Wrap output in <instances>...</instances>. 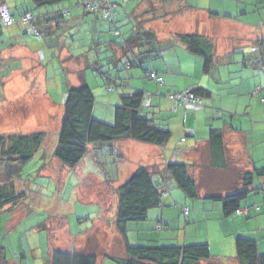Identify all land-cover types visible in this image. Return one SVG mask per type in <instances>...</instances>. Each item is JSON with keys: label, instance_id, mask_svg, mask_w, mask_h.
<instances>
[{"label": "rangeland", "instance_id": "rangeland-1", "mask_svg": "<svg viewBox=\"0 0 264 264\" xmlns=\"http://www.w3.org/2000/svg\"><path fill=\"white\" fill-rule=\"evenodd\" d=\"M176 1L175 6L179 8L180 11L176 15H166L164 20L154 25L158 30V32L155 33L157 40L159 42H168V48L164 51L161 50V55H159L158 58H154V60L151 61L147 60L146 63L144 62L143 67L152 68L155 64L159 66H175L176 62L173 59L174 57L176 60L179 58V62L185 64L186 61L192 64L190 57H193L192 59H197V62H202V57L191 54L185 49L184 45L177 40L176 33L208 34L209 38H213L214 40L217 38L219 42L217 44L221 48H225L229 55L233 56L231 62H228L227 65L219 66L223 75L222 78L225 82H219L218 80L216 88L233 87L228 93L235 94L237 90L235 84L238 87L241 82L242 86L239 88L241 90L240 97L248 103L252 102V104H259V96L255 97L251 95L248 89V83L251 80L254 84L264 83V73H261L259 76L251 72V69L255 68L250 59L252 56L250 46L254 42H257V37H255V35L251 36L250 33L248 35L242 34L239 29H241L243 25L239 23V21L228 20V18L224 17L221 18L222 20H220V18H211L210 21L207 20L206 17L208 13L201 10V7L207 4L205 0H188V5L192 8L185 4V0ZM212 1L215 6L220 7L221 4L215 2L216 0ZM239 1L242 3L248 2L252 6L253 11L257 8L256 11L246 14L247 20L251 22V24L248 25L255 26L260 21L264 22V0ZM254 1L256 2L254 3ZM74 2L75 0H64L61 4L68 7V4L72 5ZM130 2L132 6H134L137 0H131ZM156 2L155 0H150L151 5H155ZM193 2H197V4ZM233 2L237 3L235 0ZM130 7L131 5L127 4L124 9L121 6L117 8L123 13L130 11ZM69 8L72 10L70 6ZM156 9L157 8H155L154 12H151V16L157 11ZM114 20L116 21L114 26L118 27L121 32H125L124 28L126 24L124 21L119 18L115 19V17ZM102 23L103 25L107 24L104 22ZM224 24L234 25L235 28L228 25L227 27ZM211 25L213 28H211ZM206 26L207 28H205ZM145 27L146 29H152L151 27ZM108 37L114 36L112 33H109V36H105V39H108ZM149 53L153 52L149 51L148 55ZM244 60L247 64H243L245 62ZM43 68L38 67L34 81L30 83L24 91L20 90L21 93H17L19 96H23L22 101H26L24 103L27 105L23 106L27 116L24 118L25 120L31 121L32 129L30 130L33 132H43V143L35 154L24 163L6 161L0 164V180H13L16 189L23 190L27 194L24 202L15 209L18 216L22 214L21 218L15 220V226L18 232L17 236H13L15 229H12L14 223L13 219L7 221V228L9 231L12 230V232L11 235H7L5 238L12 240V237H16V240L8 241L7 243L8 247L13 248V251L9 252L14 256L16 255L17 260H22L19 258V252L23 250L21 247H25V245L29 243V245L37 251L42 250L46 252V250H49V254H51L54 249L80 254H95L98 257V264H117L116 261L108 258L125 257L123 241L115 228L114 215L117 206V183L124 180L122 177L125 176V169H123L122 165L125 161L128 162V157H123V159L126 158V160H115V152L113 151L119 152L120 149L125 156L131 155L132 152L129 151L130 149L126 147L123 149L121 145V143L123 144L131 139L124 137L119 140L116 139V142H109L108 145H105V143H102L101 146L94 145L92 148L89 147L90 150L77 161L75 166L70 167L62 164L55 155V149L59 140L57 138L59 137L58 130L60 131L62 128L64 116H61V123L57 121L58 115L63 113L61 100L65 92L66 85L64 81L66 78L63 73H57V70L53 68L50 69V76L48 73L47 75L38 74ZM105 68L103 67L102 69ZM119 68H121V66H119ZM183 69L186 70L182 67V70ZM38 70L40 71L38 72ZM83 70L84 73H87L85 82L92 88L95 95L96 103L94 116L105 122H109L113 115V105L119 100V89L112 88L106 90L101 86L100 79L94 76L91 69L88 68ZM160 70L164 74L166 73L164 69ZM127 71L131 74L132 79H138V83L143 82L150 86L153 85L152 81L144 78L143 75L141 76L142 68H134L133 66V68L118 72V74L122 73L125 78L128 76ZM167 73L170 72L168 71ZM116 74L115 72L114 75ZM175 78L181 83L184 81H191V77L186 75H176ZM214 84L212 80L211 88L215 86ZM221 92L225 94L223 90H221ZM45 97H47L48 101L50 97V99L55 102L54 104H56L53 109V116L50 118L46 116L47 114L45 112L48 110ZM241 112H239L238 115L242 117L247 116ZM227 116H229V113H227ZM190 119L193 120V116L191 115L190 117L189 114L188 120ZM158 120L160 121V119ZM161 123L168 125L167 121H161ZM17 129L19 131V127H17ZM205 131L208 136L209 128L205 127ZM170 132L171 136L169 140L165 145L160 147L133 141L136 145H140L141 149H146L147 146L158 147L159 149L157 151H161L165 154V162H181L184 160L181 155L183 150L193 143L194 137L187 136L185 137L186 142L178 144L177 141L179 138L184 136L181 129L177 128L176 130H171L170 128ZM196 138H199L198 134ZM251 147L252 145L250 143V148ZM154 152L155 151H153V153L149 151L146 152V150L141 151L142 165L150 168H159L158 163L154 161ZM74 156L76 157V155ZM135 156L138 158L136 153ZM75 157L73 159H75ZM118 164H120V170H118ZM154 172L156 173V170ZM155 173H153V175H162L158 172ZM164 183L167 185L169 191V195L167 198H163L164 200L177 197L178 191H180L181 197H185L184 193L171 179ZM227 190L221 192H227ZM186 199L187 206L192 210V204L197 200L188 197ZM257 202L259 208H261L259 212L261 215L259 218L246 214L239 216L236 213L224 218L222 217L220 204H209L206 201L209 211L203 213L201 208L205 201L199 200L195 202L194 206V208H200V213L202 214L199 216L198 220L191 213L188 219L189 222L184 223L185 218L183 215L178 217L177 214L180 228L169 225V227L165 226L162 231L159 232L153 227L157 219L153 217V213L155 214L160 210V208H155L149 211L148 220L145 222H133L134 224L128 227L129 230L127 231V235L132 245H137V243L140 242L144 245L148 243L174 245L184 243V239L186 240L185 244L206 242L210 244L209 248H211V253L213 255H223L225 261L231 260V258H233L232 256L235 255L233 236H252L253 238L259 239L260 246H264V199L262 194L257 195ZM172 207L173 206H170L166 209H171ZM143 223L145 224L143 225ZM35 226L36 228L33 230L30 228ZM190 231H196V234ZM138 234L142 238L140 241L137 239ZM160 235L162 236L160 237ZM146 237L148 240H146Z\"/></svg>", "mask_w": 264, "mask_h": 264}, {"label": "crops", "instance_id": "crops-1", "mask_svg": "<svg viewBox=\"0 0 264 264\" xmlns=\"http://www.w3.org/2000/svg\"><path fill=\"white\" fill-rule=\"evenodd\" d=\"M2 1L8 7L9 11L15 16H18L19 13H22L25 7L29 6L30 4L29 0ZM79 1L81 0H75L72 5L68 4V8L69 6L72 8V10L70 9V15L67 16L65 19H60L59 25L57 24V26H53V21H50L51 24L50 22L48 23L47 19H49V14L51 12L56 11L62 7H42L34 11V13L44 15L43 19H45V21L42 19L41 21L37 22V27H39L41 32L43 31L45 33V27H47L48 25H51L55 29L54 32L46 34V36L43 35V38H38V36H36L30 29V26L24 24H13L3 28V31L0 34V135L17 133L28 134L33 132L30 130L32 129L31 121L25 120L24 118L25 116H27V113L23 106L27 105L24 103L26 101H22L23 96H19V94L17 93H21L20 90L24 91V89L34 81V77H36V70L38 67H44L43 70L38 73L42 75H47L48 73V75L50 76L51 68L57 70V73H63L66 78L64 81V84L66 85L64 91L67 92V89L69 87L79 85V74L84 72L83 69L90 68L89 65H93V63L97 62V60L101 56L114 54L115 57L119 59L117 60V67L119 68V66H121L122 60L120 59V56L122 52L113 43H106V45L104 46L97 45L96 49H93V44L96 45L106 40L105 36L107 35L103 34V31H106L108 29V26L103 25L101 20H99L100 18L97 16L98 13L83 12V10L78 4ZM155 1H157L156 4L151 5L150 0H137V3H134V6H132V3L130 2V11L123 13L119 11L117 14H115L114 17L115 19H122L123 15V17L129 16L128 18L130 19L134 18L135 20H144V25L147 27H151L156 33L158 32V30L155 28L154 25L157 24L159 21L164 20L166 18V15H176L180 11V9L175 6L177 2L176 0ZM205 2L207 4L201 7V10H204L206 11V13H208L206 19L209 21L211 20V18H220V20H222L221 18L231 16L232 14L238 12V10L240 9L252 10V6L248 2L231 3L232 1L230 0H216L215 2L221 4L220 7L215 6L212 3V0H205ZM255 2L256 1H254V3ZM193 3L197 4V2ZM185 4L188 7L192 8L188 5V0H185ZM155 8H157V11L153 13V16H151V12H154ZM124 23L126 24L124 28L125 32H121L120 29H118V31L120 33H123V35L127 37V32L130 26L127 22L124 21ZM239 23L243 25L241 29L238 28L242 34L244 33V35H248L250 33L251 36L255 35L257 39L264 37V27H260V25L258 24H256L255 26L248 25L251 24V22L250 20H247V17H243V21L240 20ZM224 25H228L230 27L235 28L234 25ZM205 28H207V26ZM211 28H213L212 25ZM114 34L115 33L112 32V35ZM203 35L209 36L208 34ZM209 39L214 44L216 54L215 65L209 73H204L203 61L197 62V59H192L193 57H190L192 64L188 63L187 61L186 64L179 62V58L178 60H176L175 57L173 58L176 62L175 66H159L155 64L152 69H154L156 72H159L163 79V85L159 87H154V85L150 86L147 83L143 82L138 83V79H132V76L129 71H127L128 79L126 78V81H124L125 78L122 73H117V75L123 77L124 81V85L119 88V91L121 89L127 90L130 87L141 88L144 89L146 92L158 91L159 95L154 96L151 99V103L153 102V106L157 105V107H154V109L156 110V112L158 110L157 113L160 117L159 119H162L163 121L165 119V121L168 122L167 126L169 127V129L171 128V130H176L177 128H180L184 136L186 135V131L191 132L187 136L194 137L193 143L187 148H185L181 155L182 159L185 160L182 161L186 162L189 166H191V172L195 177L197 188L201 196L218 193L225 194L228 191V193L233 192L241 184V171L252 170L253 166L264 164V105L262 106L260 100L259 104H252V102L248 103L246 102V100H243L240 97L241 90L239 89L242 86L241 82L239 83L238 87L235 84V88L237 89L235 91V94L228 93L233 87L216 88L218 80L219 82H225L222 78L223 75L220 71L219 66L227 65L228 62H231L233 56L229 55L225 48H221L217 44L219 43L217 38L215 40L213 38ZM160 43H162V41H160ZM88 44L89 47L91 46V49L87 48V52L84 54L82 51H84V47H86ZM163 44L164 45H162V49L160 48V51H164L168 48V42H163ZM155 49L157 48L153 45L150 48L146 46H144L143 48L139 47V51H154ZM136 52H138L137 49L132 53ZM146 52L147 51L143 53L146 54ZM128 53L130 54V52ZM123 57L124 55L122 54L121 58L123 59ZM135 63L136 61L133 60L134 68L139 67L137 63ZM133 66L129 65L127 66V69H131L133 68ZM182 67L186 70H182ZM160 69H164L166 73L164 74L163 72H161ZM39 71L40 70H38V72ZM168 71L170 73H167ZM251 72L260 76V74L253 69H251ZM263 73L264 72H262V74ZM84 75L87 79L86 72L84 73ZM142 75L143 71L141 72V76ZM176 75H186L188 77H191V81H184L183 83H181L178 81V79L175 78ZM212 80L213 83H215V86L213 88H211ZM255 84L252 82V80L248 83V89L250 90V92ZM198 87H204L210 90L212 92V95L211 97L204 99L201 102L203 103L204 108L199 109L200 111L198 110L196 114L185 111L181 105H177L175 102L169 101L166 97L167 93H173L183 89L193 90ZM221 90H223L225 94L222 93ZM216 91H218L219 93ZM65 92L61 100L63 113H60L57 118V121H59L60 123L62 120L61 116H63L64 114L63 104L66 96ZM45 98L47 100V97ZM54 103L55 102H53L52 99H50L49 97V101L47 100L48 110L45 111L47 114L46 116L48 118L53 116V109L54 106H56V104ZM171 108H173V111L171 110ZM215 109L222 110V114H220L221 118H216ZM239 112L244 113V115L247 116H237L236 114ZM227 113H229V116H227ZM189 114L190 117L191 115L193 116V120H188ZM213 123L217 124V126L221 127L223 130L222 142L220 145L217 143H211L208 136L206 135L205 127L209 128V126ZM17 127H19V131ZM59 132L60 131L58 130V135ZM197 134L199 135V138H196ZM57 138L59 139V137ZM117 140L112 142H116ZM250 143L252 145L251 148ZM108 144L109 143L105 145ZM121 145L123 149H125L126 147L127 149H130V152H132L131 155L125 156L123 151L120 149L119 152L113 151L115 152V160H126V158L123 159V157H128V162L132 165L131 166L127 161L123 163L122 167L123 169H125V176L122 178L124 180L138 165H142L141 151L146 150V152L149 151L152 153L153 151H155L154 161L155 163H158L159 168H152L162 170V168L165 167L168 162H170H165V154L161 151H157L159 149L158 147L147 146L146 149H141V146L136 145L133 140H129L127 142H124L123 144L121 143ZM135 153L138 155V158L135 156ZM118 170H120V164H118ZM5 181L8 180H0V183ZM121 182L117 184L119 185ZM226 190L227 192H221ZM167 196H165L164 198H167ZM186 198V195L185 197H181L180 191H178L177 197H173L172 199L170 198L168 200L163 199L164 206L160 207V210L157 211V213H153V217H156V220L167 219L169 225H172V227L175 226V228H180V225H178V217L182 216L183 208L187 206ZM195 200L197 201H194V203L192 204V210L189 207V215L192 213L198 220L199 216H201L202 214L200 213V208H194V206L195 202H198L202 199L199 197ZM246 201L247 203H257V195H249ZM206 204L208 203L205 202L202 205L201 209L203 213L209 211V209L207 208L208 205ZM170 206L173 207L171 209H166ZM260 211L261 208H259L256 213H253L255 214V218H259V216L261 215L259 213ZM21 216H18L15 210L6 212L3 211V209H0V248H3L5 252L7 264H50L49 250H46V252L42 250L37 251L35 250V248H32L29 243H27L25 247H21V249H24L19 252V258L22 260H17L16 255L14 256L10 254L9 251H13V248L8 247L7 243L8 241L16 240V237H12V240H8L5 238V236L11 235L12 232V230L9 231L7 228V221L13 219L14 223L12 225V229L15 228L13 236H17L18 232L17 227L15 226V220L21 218ZM241 216H243V214ZM144 224L145 223H143V225ZM30 228L33 230L36 228V226ZM190 232L195 233L196 231ZM138 236L140 237L139 234ZM161 236L162 235H160V237ZM185 241L186 240L184 239V243ZM260 249L261 251H264V246H260ZM232 257L233 258H231V260L226 259L227 261H225L223 255L215 256L212 254V258L205 261H200L197 264H237L235 255Z\"/></svg>", "mask_w": 264, "mask_h": 264}, {"label": "trees", "instance_id": "trees-1", "mask_svg": "<svg viewBox=\"0 0 264 264\" xmlns=\"http://www.w3.org/2000/svg\"><path fill=\"white\" fill-rule=\"evenodd\" d=\"M64 0H29V6L25 7L22 13L18 16L13 15L8 7L0 0V7H6L11 16V23L8 25L0 24V34L3 28L13 24H24L32 26L30 29L38 38H43V35L54 32V28L48 25L46 32L37 27L38 21L44 18V15L34 13L38 8L58 6L62 7L49 14L48 23L53 21V26L59 25L60 19H65L70 15V8L64 7L61 3ZM90 0L79 1V6L85 13H98L101 22L107 23L108 29L103 31V34L108 35L114 32V37H108L105 41L92 45L93 49L98 46H104L106 43L114 44L119 48L124 55L120 56L121 68L119 69L118 61L114 54L101 56L93 65H89V69L94 72V76L100 79L101 86L106 90L115 88L119 89L123 86V82L128 79L119 75H114L113 71L118 73L127 69V66H133V60L137 65L142 68L143 77L152 81L155 87L163 85V79L159 72L149 67H143V63L147 60L151 61L158 58L160 55V47L162 43L157 38L155 31L146 29L144 20L130 19L129 16L123 17V21L127 22L129 27L127 37L118 31L115 27L114 16L119 12L118 6L123 9L125 5L129 4L131 0H96L97 5L88 11L83 7V3ZM231 3H234V0ZM236 2H241L235 0ZM242 3V2H241ZM61 4V5H59ZM230 4V3H229ZM245 5V4H244ZM108 9L110 16L105 14ZM257 8L254 10L256 11ZM253 10L240 9L238 12L231 16H226L236 21H243V16L254 12ZM30 16L29 21H24ZM134 19V20H133ZM45 21V19H43ZM46 21V22H47ZM51 24V22H50ZM260 27H264V22L257 23ZM51 26V27H50ZM176 38L180 41L185 49L191 54L199 55L203 58V71L209 73L216 61V54L214 44L210 41L209 37L199 33H178ZM139 41V42H138ZM257 42L251 44V62L256 72L261 74L264 72V37L256 40ZM156 46L157 49L139 51V47ZM84 54L87 52L89 44L84 47ZM105 49V48H104ZM136 53H132L135 50ZM146 52L143 53V52ZM101 52V51H100ZM99 52V53H100ZM130 52V54L128 53ZM82 53V54H83ZM128 53V54H127ZM245 61V60H244ZM135 63V64H136ZM112 64V65H110ZM243 64H247L245 61ZM110 65V66H109ZM105 69H102V68ZM244 67V66H243ZM243 69V68H242ZM154 72L155 77L150 78L147 73ZM127 78V79H126ZM80 83L77 86H71L67 89L64 101V116L62 120V128L59 132L58 145L55 149V155L60 162L67 166H75L77 161L82 158L92 146L107 144L116 139L127 138L138 142H143L152 145L165 144L171 132L167 125L161 123L162 119L158 115V110L154 109L157 105L153 106L151 99L158 96L156 92H146L144 89L130 87L127 90H120L119 100L113 105V115L109 122H105L94 116L95 109V95L91 87L86 84L84 72L79 74ZM185 90V89H183ZM176 91L174 93L181 92ZM194 96L200 98L202 101L211 97L212 92L204 87L196 89H188ZM166 97L169 101H172ZM251 95L259 96V100L264 98V84H255L251 89ZM201 101V102H202ZM175 102V101H173ZM179 105L177 102H175ZM201 108H204L201 103ZM158 109V108H157ZM173 108H171L172 110ZM175 110V109H174ZM173 111V110H172ZM196 114L198 110L190 111ZM200 111V110H199ZM216 118H220L222 114L221 109H215ZM236 114V113H235ZM237 116L238 113L236 114ZM215 118V119H216ZM165 121V119H164ZM166 126V127H165ZM188 130V129H185ZM223 130L217 124L213 123L209 126L208 138L211 143L221 144ZM190 132L186 131L187 136ZM185 136H182L177 142L178 144L186 141ZM181 139H183L181 141ZM44 140L43 132H32L28 134H2L0 135V164L6 161L24 163L28 161L39 149ZM90 147V148H89ZM69 154V155H68ZM76 155V157L74 156ZM75 157V159H73ZM162 175H153L155 173ZM164 172V173H163ZM155 173V174H156ZM171 179L176 186L189 198L198 199L199 197L207 201L209 204H220L222 217L227 218L234 213L241 216L246 214L254 216L259 209L257 203H247L249 195L262 194L264 199V164L253 166L252 170H243L240 173V186L231 193L227 194H209L201 196L195 177L191 172V166L186 162H168L162 170L157 168H150L145 165L137 166L131 174L122 181L116 188L117 206L114 215V224L117 232L123 241L124 258H113L117 264H197L200 261H205L212 258L210 244L206 242L192 243V244H174V245H160V244H142L132 245L129 242L127 235L128 227L136 222H144L148 220L149 211L155 208L164 206L163 198L169 194L165 181ZM27 194L23 190H17L13 180H8L0 183V209L3 211L15 210L26 199ZM182 215L185 222H189V207H187V214ZM242 213V214H241ZM188 220V221H187ZM134 222V223H133ZM169 226L167 219H158L154 224L156 231H162L164 227ZM137 239L142 240L141 236ZM150 239V238H149ZM144 240V238H143ZM148 240V239H147ZM234 249L235 259L237 264H264V251L261 252L259 239L253 237L234 236ZM24 250V249H23ZM97 256L95 254H80L75 252H67L60 249L52 250L50 254V264H97ZM0 264H7V258L3 248H0Z\"/></svg>", "mask_w": 264, "mask_h": 264}, {"label": "built area", "instance_id": "built-area-1", "mask_svg": "<svg viewBox=\"0 0 264 264\" xmlns=\"http://www.w3.org/2000/svg\"><path fill=\"white\" fill-rule=\"evenodd\" d=\"M106 1L108 2L109 0H106ZM124 1H127V0H124ZM95 3H96V0L86 1L83 3V7L85 9H87L88 11H91V10H93ZM98 3L99 2H97L96 5ZM105 14H108L107 16H110L108 9L105 11ZM11 19L12 18L10 16L9 12L7 11L6 7H4V6L0 7V24L8 25L11 23V21H12ZM29 19H30V16L27 17L26 19H23V20L26 22V21H29ZM30 27H32V26H30ZM147 76L150 78H154L155 74H154V72H149V73H147ZM168 98L172 101L177 102L179 105H181L185 111L186 110L195 111V110L201 109V101L202 100L200 98L194 96L188 89H185L181 92L174 93V94L171 93L168 95ZM262 101L264 102V98ZM182 140L183 139H181V141ZM187 212H188V209L185 208L184 213L187 214Z\"/></svg>", "mask_w": 264, "mask_h": 264}]
</instances>
